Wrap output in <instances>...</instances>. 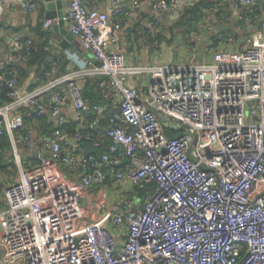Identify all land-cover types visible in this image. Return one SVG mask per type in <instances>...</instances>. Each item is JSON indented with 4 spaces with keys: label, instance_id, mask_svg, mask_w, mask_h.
Segmentation results:
<instances>
[{
    "label": "built area",
    "instance_id": "built-area-1",
    "mask_svg": "<svg viewBox=\"0 0 264 264\" xmlns=\"http://www.w3.org/2000/svg\"><path fill=\"white\" fill-rule=\"evenodd\" d=\"M232 2L250 12L258 3ZM36 8L37 0H0V19L6 10L27 15ZM152 9L176 15L180 0H155ZM123 13L117 10L109 22L85 0H68L66 12L46 19L43 29L67 24L99 66L74 72L68 66L53 78V65L47 82L32 91H23L15 74H3L6 65L28 58L31 39L13 36V50L0 64L10 99L0 106V134L9 138L17 172L3 188L0 264H264V2L257 30L238 51L233 36L219 35L205 46L210 62L183 66H128L120 47ZM244 23L251 27L250 17ZM199 30L191 35L215 31L211 12ZM145 71V90L128 83ZM86 75L109 78L101 98L110 111L83 100L78 82ZM22 107L31 109L27 116L47 117L53 129L18 135L25 126ZM163 118L173 125L171 135ZM110 140L100 159L82 146L100 148ZM60 166L77 170V179L55 174ZM108 183L126 194L104 190L99 215L87 220L82 196Z\"/></svg>",
    "mask_w": 264,
    "mask_h": 264
},
{
    "label": "crops",
    "instance_id": "crops-1",
    "mask_svg": "<svg viewBox=\"0 0 264 264\" xmlns=\"http://www.w3.org/2000/svg\"><path fill=\"white\" fill-rule=\"evenodd\" d=\"M154 1L155 0H85V5L88 9L99 10L106 13L109 22H113L115 20V13L117 10L125 12L120 15L122 18V27L124 31H128L130 28H133L139 19L148 18L150 20H154L157 23L156 26L158 25V28L162 27L164 31L167 32L166 28L176 17L173 14L158 12L152 9V3ZM198 1L215 4L214 7H217L219 11L223 15H225V19L221 18L220 14L218 12L214 13V10L212 9L211 18L214 26L228 25L230 27L229 30L232 29L240 33V35L246 33L247 36H250V33L257 30L259 26V20L256 19L251 27H249L248 25H243V29L240 30L237 24L238 17L246 7L242 6L240 9H236L233 5L232 0H180V11L182 12L184 9L193 6ZM257 2L258 5L261 6L263 5L264 0H257ZM67 5L68 0H37V8L31 14H23L20 10L4 11L1 16V20L4 21V24H7V26H9V29L0 30L2 32V35L0 36V64L8 59L10 53L13 50L12 40L15 33L20 32L23 34H27L28 36H31L33 37V39L37 40L35 31L36 29H38V27L43 28V22L46 20V12L51 10L57 13L61 10L63 13H65L67 10ZM199 29L200 27L197 29L198 33L199 31H201ZM45 31L48 32L49 45L52 50L56 53H60L62 56H65L66 66L64 74L70 70L74 72L81 71L82 69L86 70L98 67V61L95 60L90 53L83 51L76 38L71 34L67 24H63L62 26H53ZM124 31L120 34V47L125 55L126 64L128 66H139L145 68L152 66L172 65L170 64V59L174 56H177V58L180 60L188 62V64L192 62H194L193 64L208 63L210 62L211 58L202 55V48H205L211 36L219 34L215 33V31L211 33L202 31V36L200 38L190 35V37L194 38L190 42L195 44V47L197 48L196 53L193 54L186 51L184 54L176 55L174 52H172V49L174 48V46L172 45L161 44L160 50L157 53V51L155 52L153 50L152 45L146 43L144 39H142L141 37L134 38L132 36H128ZM186 48H188V46H186ZM192 56H195L194 60H192ZM161 59H163L165 62L162 64H156V62L161 61ZM186 62H181L182 64L179 66L187 65ZM68 66L70 67V70L67 69ZM58 71H55L53 78L59 77L63 74L58 73ZM96 76H83V78L78 82L80 88L83 86L82 84L85 77L95 78ZM128 83L131 86L139 88L140 90H145L147 84L149 83V74L147 72H141L140 74L129 77ZM43 84H45V82L38 79L34 71H29L26 76L21 77L19 87L23 91H32L36 87ZM33 85H35L34 88L31 87ZM99 86L103 89L104 79L99 82ZM72 114V107H68L64 110V115L69 120L72 118ZM36 123L40 126L41 123H52L51 125H54V123L48 118L47 121L40 120L36 121ZM51 125L48 124L46 125V127L49 128ZM10 154L12 155L11 152ZM32 156L36 157L37 155L34 156L32 154ZM57 170H60L58 174L63 175L64 178L70 181H75L77 179V170H71L70 175H66L60 167H58ZM15 177L16 175L14 176V178ZM14 178H11L9 180L6 179L7 181L5 182L4 178L0 175V210L4 207L3 188L7 182ZM129 189H127V191H129ZM131 190V193H135L139 196L137 189ZM125 192L126 190H124L123 192L119 190L116 194L120 196ZM109 194L111 195V192H109ZM84 197L85 193L82 198ZM114 197L111 196L110 202H113L115 200ZM82 204L83 207L88 212H90V216L87 217V220L95 219L99 215V202L91 200L90 202L86 203L82 201ZM113 232L116 234L117 230H113ZM121 242L122 239H118V243L121 244Z\"/></svg>",
    "mask_w": 264,
    "mask_h": 264
},
{
    "label": "trees",
    "instance_id": "trees-1",
    "mask_svg": "<svg viewBox=\"0 0 264 264\" xmlns=\"http://www.w3.org/2000/svg\"><path fill=\"white\" fill-rule=\"evenodd\" d=\"M214 6L215 4H211L209 2H196L193 6L184 9L180 16L174 19L171 24H169V26L166 28L167 32H165L162 27L158 28V25L153 28L141 27L139 23V21L142 19L141 18L133 28H130L127 31V35L134 38L141 37L144 39V41H146V43L152 45L153 50L160 48L161 44L182 45L184 43V46H190L194 43L190 42L188 37L193 31H198L197 29L200 27V25L206 22L207 16L211 10L215 8ZM261 9L262 5H258V3L253 8L252 12L245 8L240 14L243 17L242 21H237L240 30L243 29V25L246 26V24H244V17H250L253 24L256 19L259 20ZM4 25L7 26V24H4V21L0 19V30L9 29V26L6 28ZM35 32L37 40L25 34L29 39H31V46L27 60L22 63L6 65L4 68V76L9 77L10 75L15 74L18 85L20 84L21 77L26 76L29 71H34L38 79L43 80L46 83L47 78L45 73L49 71L53 65L57 71L59 70L58 73H64L65 70V56H62L60 53H56L52 50L49 45L48 32L42 27H38ZM225 34L233 36L235 42L241 36L248 37L246 33L240 35V33L230 29L228 31L211 36L208 41H217L219 35ZM103 79L105 84L109 82V78L106 76H96L95 78L85 77L82 84L83 86L81 87V95L83 100L89 105H106L108 108L107 110L110 111L111 105L101 98L103 89L99 86V82ZM31 87L34 88L35 85ZM7 93V87L3 83H0V106L10 102ZM20 110L24 113L25 126L23 129L16 132L18 135L25 133L29 128L34 129L37 134L50 132L53 129V125H51L52 123H41V126L36 123V121L40 120L47 121V117L43 116L41 118H36L35 115L27 116L26 113H31V109L29 108L22 107ZM109 113L110 112L107 113V116H109ZM106 123L107 121H101L100 127L105 128ZM48 124L51 125L49 128L46 127ZM66 129L70 134H73L75 125L70 122L66 125ZM10 152V141L4 132L0 134V175L5 181L6 179L9 180L14 178L17 172L13 156L10 154ZM108 182H110V180ZM91 189L95 190V188L92 187L88 189V192L91 191ZM138 194L139 196H142L144 194V190H138Z\"/></svg>",
    "mask_w": 264,
    "mask_h": 264
},
{
    "label": "rangeland",
    "instance_id": "rangeland-1",
    "mask_svg": "<svg viewBox=\"0 0 264 264\" xmlns=\"http://www.w3.org/2000/svg\"><path fill=\"white\" fill-rule=\"evenodd\" d=\"M176 19V18H175ZM191 35V34H190ZM247 38L248 37H245V36H241L238 40H236V43H235V48H234V51H238L239 50V48H241V46L246 42V40H247ZM188 39H190V41H192L194 38L193 37H188ZM176 44H174V45H172V46H174V48L172 49V52H174L176 55H178V54H184L186 51H188V52H190V50L189 49H187L186 48V46H184V43L182 44V45H177V46H175ZM159 50H160V48H156V49H154V51L156 52L157 51V53L159 52ZM196 50H197V48L196 47H194V50H193V52H190V53H193V54H195L196 53ZM204 51H205V48H202V55L203 56H205L204 55ZM174 55V54H173ZM192 58L194 59L195 58V56L193 57L192 56ZM165 61L163 60V59H161V61H158V62H156V64H162V63H164ZM181 62H186V61H183V60H180V59H178L177 58V56H174V57H172L171 59H170V64H172V65H181L182 63ZM194 62H192V63H189V64H193ZM186 64L187 65H189L188 64V62H186ZM139 67V66H138ZM141 68H145V67H141ZM146 72V71H145ZM130 77H132V76H130ZM131 79V78H130ZM133 79H134V77H133ZM162 123H163V125L165 126V128H166V130H167V133L169 134V135H171L172 133H171V131L169 130V127H170V125H169V122L166 120V119H162ZM183 131V128L182 129H180V130H178L177 132H175L174 133V136H176V135H178L180 132H182ZM21 157L23 158V159H28V161L30 162V163H35V160L34 159H32V158H29V157H26L24 154H21ZM60 168H62V170L64 171V173L66 174V175H70L71 173V171H70V169L68 168V167H65V166H60ZM54 171V173L55 174H57L60 170H53ZM7 181V180H6ZM5 181V182H6ZM104 190H107V191H111V193L113 194V195H115L119 190L114 186V184L113 183H110V184H108L105 188H95V190L94 189H91V191H87L86 193H85V197L84 198H82V201H84V202H86V203H88V202H90L91 200L92 201H95V202H99L100 200H101V198H102V195H103V193H104ZM0 199H1V196H0ZM1 201V200H0ZM1 203V202H0Z\"/></svg>",
    "mask_w": 264,
    "mask_h": 264
},
{
    "label": "water",
    "instance_id": "water-1",
    "mask_svg": "<svg viewBox=\"0 0 264 264\" xmlns=\"http://www.w3.org/2000/svg\"><path fill=\"white\" fill-rule=\"evenodd\" d=\"M49 1V0H48ZM64 13L60 10L59 12L55 13L51 10L47 11L46 12V15H45V19H52V18H56V17H61ZM181 14V11L175 15V17L177 18L179 15ZM64 23L63 22H59V25L58 26H62ZM215 33H220V32H223V31H226V30H229V26L226 25V26H219V25H216L215 26ZM97 66H99V63L97 62ZM168 122H169V125L170 126H173L170 119H166ZM180 125H176L174 127H179ZM113 144V142L110 140V141H107L106 143H104L100 148H93L89 143L87 142H83L82 143V146L85 150V153L87 155H95L97 156L98 159H100L101 157V154L106 151L111 145ZM34 156L37 155V153H33Z\"/></svg>",
    "mask_w": 264,
    "mask_h": 264
}]
</instances>
